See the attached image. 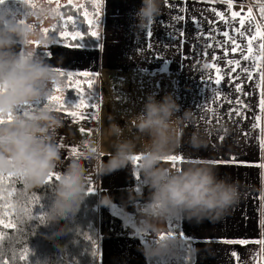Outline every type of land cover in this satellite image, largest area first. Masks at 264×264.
I'll return each instance as SVG.
<instances>
[{"label": "crops", "instance_id": "crops-1", "mask_svg": "<svg viewBox=\"0 0 264 264\" xmlns=\"http://www.w3.org/2000/svg\"><path fill=\"white\" fill-rule=\"evenodd\" d=\"M91 1L93 12H88L86 15L83 14L81 8L84 7L85 0H4V3L0 4V12L10 11L20 20L22 16L25 19L28 18L29 23H33L37 31L39 27L35 24L37 23L36 15L30 14L38 13L39 7L48 10L50 19L57 14L58 9L60 10L65 5H70L76 10L80 15V22L78 18H73L76 19L73 31L66 28L65 19L61 21V28L71 31V37L80 38L85 35V33L82 34V23H87L91 28L90 34L93 31L98 33V38L91 34L97 41L96 47L68 46L59 43L57 39L54 40L52 34L44 37L47 41H44L45 46L42 42L39 46L37 37L31 41L35 55L53 69H59L63 73L86 72L97 77L99 73L106 70H115L127 74L131 81L155 77L160 82L158 81V84L154 86L157 87V92L160 91V94L164 95L181 89L189 92L199 84L205 85L206 90L212 89L211 95L217 96V99L211 100L210 106V109H216V112L206 117L212 118L210 123H206V126L210 128L211 136L209 150L203 153L195 150L176 153L172 142L169 155H179L183 158V162L175 166L167 162L168 165L162 166L182 168L190 164L209 165L218 170L220 177H226L236 184L239 199L226 214L211 222L204 220L196 223L174 218L177 225L172 231L175 232L176 237H179V241L172 251L177 248L180 250V246H184L185 249L190 248L194 264H264V244L260 243L264 241V155L259 153L257 132L255 133L254 130L248 132L252 123L251 118V122L245 126L244 120L240 117L242 113L249 115V112L253 110L255 125L258 122V115L255 118L257 114L255 107L258 104L257 92L260 84L259 71L263 49L259 48L262 43L261 31L254 9L253 12L245 0H230L231 8H229L228 0H177L178 5L166 4L165 0H162L161 14L151 25L138 28L134 14L141 6V0ZM232 12L239 13V15L233 17ZM217 13L222 15H217ZM241 13L244 15L241 16ZM82 15H85L84 19ZM54 20L55 18L49 22V25H53ZM241 20L245 21L243 27L240 24ZM257 28H259L260 35H257ZM148 31L152 32L150 38L147 36ZM225 32L228 36L224 35ZM254 35L257 38L252 43L253 53L251 55L256 57L255 64L259 66V70L255 68L256 73L253 72L248 81L245 78L244 82L251 89L250 97L251 94L256 95V102L254 103L251 97L252 109L243 106L244 111L239 116L236 115L234 121L240 119L237 125L240 128L232 137L224 139L230 142L231 147L219 149L221 145L219 147L216 142V145L213 144L214 127L223 128L224 131L229 125H226L223 111L240 108L228 101L225 102L224 96L216 92L219 87H223L222 84H215V78L218 73L223 72L229 61H239L246 66L249 65L250 68L254 67L253 61L243 59L245 55H250L248 40ZM236 46H238V55L237 51H233ZM18 51L22 52L23 47L20 46ZM44 53H49V55L45 56ZM245 74L237 75L236 78L243 77ZM177 79H183L184 82L177 81ZM186 82L194 83L195 86H189ZM184 83L187 86H183ZM68 100L71 103V99ZM219 106L220 115L217 111ZM93 108L90 112H85V110L82 112L77 108L72 110L76 111L79 116L82 115L80 119L53 111L62 122L61 127L51 132L53 143L56 146L58 144L64 146L57 147L59 160L55 163L53 171L63 173L74 158H79L85 169V190L91 185L96 189L97 196L101 195V190H127L131 186L133 170L136 168L133 164L129 163L126 168L111 174H101L98 170L99 163L107 162L111 156L108 158L103 156L99 162L98 159L89 160L84 156L88 150L95 149L93 129L96 128V121ZM217 118L221 120L217 121ZM242 126L246 131L240 130ZM219 130L216 134H219ZM179 132L180 136L181 129ZM177 135L176 128L171 126L170 137L174 138ZM73 147L82 155H71L68 150ZM166 223L168 225L169 221L157 222V227L161 224L162 234H167L171 230L165 226ZM181 232L185 234L184 238L180 237ZM130 235L131 231L126 235L128 238H121L122 236L118 234L111 238L117 241L123 239L124 245L119 247V250L121 249L126 261L128 258L133 261L130 264H147L140 251L142 245L134 238H130ZM99 236L100 231L98 230V239ZM105 237L103 236V239ZM240 241L245 243L242 244ZM104 249L103 240L102 247L99 246L98 264H103L101 261ZM169 256H173L174 260L178 258L174 252ZM169 259L173 260L171 257ZM168 261L165 263L169 264Z\"/></svg>", "mask_w": 264, "mask_h": 264}, {"label": "clouds", "instance_id": "clouds-1", "mask_svg": "<svg viewBox=\"0 0 264 264\" xmlns=\"http://www.w3.org/2000/svg\"><path fill=\"white\" fill-rule=\"evenodd\" d=\"M162 0H141L134 16L137 27L152 23L161 14ZM47 16L41 7L39 13ZM32 23H20L10 11L0 12V115H7L18 106L34 104L49 94L50 85L58 83L57 74L49 64L35 55L31 41L38 37ZM23 46V51L18 48ZM22 53V54H21ZM179 108L170 95L159 101L146 97L141 112L135 117L139 134L152 138L151 144L140 154L139 169L143 183L150 190V198L140 210L141 233L157 232L155 222L173 218L201 223L220 218L237 203L239 192L236 184L220 177L218 170L206 164H190L168 168L161 165L162 158L170 154V130ZM62 126L60 118L48 108H41L29 115L18 114L11 123L0 125V173L19 176L26 188L45 184L59 150L53 143L51 132ZM117 135L122 130L116 128ZM195 146V145H194ZM114 152L107 162L101 161V174L122 170L137 155L131 141L114 144ZM99 148L84 153L86 159H98ZM85 169L79 158H74L61 174L52 192L51 204L44 212L41 225L53 224L74 216L84 200ZM106 206L108 198L98 202ZM65 229L53 231L54 236L64 234ZM176 242L171 237L157 239L142 246L140 251L146 261L169 254Z\"/></svg>", "mask_w": 264, "mask_h": 264}, {"label": "rangeland", "instance_id": "rangeland-1", "mask_svg": "<svg viewBox=\"0 0 264 264\" xmlns=\"http://www.w3.org/2000/svg\"><path fill=\"white\" fill-rule=\"evenodd\" d=\"M176 1L177 0H170V3H172V5H178ZM248 6L252 11L254 9L255 12H253L256 13L255 16H258L261 35H264V13L261 12V9L264 8V0H255L252 2V5L248 4ZM262 43H264V39H262ZM43 44V46L46 45L45 43ZM236 48H238V46H236ZM236 54L238 55V51ZM260 67V84L259 91L257 92L258 104L255 107L257 109L255 118L258 115L259 119L256 125L253 121V110L250 112L248 111L250 116L246 114L245 116L242 113L246 106L252 109L253 105L251 97L255 103L256 95L251 94L250 97L251 89H249L244 82L245 78L246 81H248L249 74L241 69L247 68L252 70L253 73L256 71L254 67L250 68L249 65L246 66L243 62H239V65L236 63H228L227 66L224 67L223 72L219 73L223 77V81L220 83L223 88L219 87L216 92L220 94V96H224L223 99L225 102L228 101L231 104L239 106L240 112L242 113V116L240 115V117L244 120L245 126L252 121L248 132H251V130H254L255 133L257 132L256 134L259 137V153L264 155V109L260 107V100L261 98H264V80L261 79V75L264 74V49L262 50ZM233 68H235V71H232ZM242 73H246L245 76L236 78L237 75H241ZM69 74L71 75L69 76ZM57 77L59 78L58 82L62 87L59 88L60 91L54 92L52 90L57 88L59 83H57V85H50L49 94L60 97L61 102H64L67 105L66 101L69 100L64 93L65 91L63 90V87L67 90L73 89L75 92L78 90L77 93L73 94L74 99H71L72 105H80L77 109L82 112H84V110L85 112L92 111V107L95 105L93 109L96 128L93 129V145L95 148H99L98 162L103 156L106 158L111 156L114 152V144L119 141H131L135 145V152L137 155L142 154L151 144L152 138L147 135L139 134L135 126V117L141 112L145 99L149 95L153 96L158 101L162 97L170 95L178 105L179 110L176 113V116L181 117V119L174 120L172 123V126L176 128L178 135L177 137L171 138V143L173 142L176 153L190 152L194 150L198 153H203L209 150L211 139L210 128L206 126L204 122L195 120L194 118V116L199 117L201 114L204 120L211 113L214 114L216 112V109H210V106L206 105L209 101V95L211 94L210 90L212 89L208 88L206 90V86L203 84L195 86L194 83L189 84L186 82L187 85L195 87L189 92H185L184 89H181L175 91V93L164 95L160 94V91L157 92V87L154 86L158 84L159 79L152 77L151 79H133L131 81L127 74L125 75V73L116 72L115 70H106L99 73L97 77L92 78V80H84L82 77H76L74 76V72H64L63 76L57 75ZM146 81H148V83ZM177 81L184 82L183 79H177ZM186 84L184 83L183 86H187ZM236 85H240L243 88V92H237ZM238 101L242 103H238ZM94 102L96 104H94ZM197 107L201 110L197 109L196 114H194V109ZM75 109L76 108H74V110ZM217 111L218 115H220V106L217 107ZM223 112L224 120L227 122L226 125L229 126H226L224 131L223 128L214 127L213 132V144L216 145V143H218L219 147L221 145V148L219 149L224 147L230 148V142L224 139L232 137L240 128L237 127L240 119L238 118L234 121L236 119L235 111L230 108ZM229 113H231V116H229ZM186 118H190L191 121H187ZM117 127L122 130V135H117ZM179 129H181L182 132L180 136ZM218 129H220L219 134H216ZM240 130L246 131L243 126ZM255 148L258 149L257 147ZM130 163L133 164L132 161ZM160 163L161 165H168L167 162L164 161H161ZM133 171V180L132 183H130L131 186L128 187L127 190H101V195L98 196L99 201L103 197L108 198L106 206H101L98 203V230L100 231L99 246L100 248L102 247L103 240L105 246L103 252L104 255L101 261L103 264L133 263L130 258L126 261L121 249L119 250V247L124 245L123 239L117 241L116 239H112L111 236H116V234H118L119 236H122L121 238H128L126 235L131 231L130 238H134L142 246H146L149 242L155 243L161 235L167 236L170 231L175 233L172 231L177 225V222H174V218L168 219V225L167 223L165 224L166 227L168 226L171 228L167 234H162L163 229L161 228V224L157 227V222H155L157 232L141 233L137 230V226L142 220L140 210L144 208L151 193L148 187L142 183L143 175L140 169L136 167ZM137 175L140 177L139 180L136 178ZM137 188H139L140 191H137ZM114 220L116 221L115 223ZM123 233L124 235H122ZM103 236H106L105 239H103ZM171 238L175 240V246L177 247L179 237H176L175 235ZM181 241L184 242L182 239ZM173 252L175 253V256H178L175 260L173 256H169V254ZM170 253L159 259L145 261L147 264H160V261L167 262L169 260V264H183L180 258L181 252L178 248ZM170 257L173 259L172 261H170Z\"/></svg>", "mask_w": 264, "mask_h": 264}, {"label": "trees", "instance_id": "trees-1", "mask_svg": "<svg viewBox=\"0 0 264 264\" xmlns=\"http://www.w3.org/2000/svg\"><path fill=\"white\" fill-rule=\"evenodd\" d=\"M84 7H81L83 14L92 11L91 0H85ZM246 3L252 5L255 0H245ZM254 7V6H253ZM256 7V6H255ZM40 7L38 13L40 12ZM59 12V15H58ZM82 13V12H81ZM80 13V14H81ZM85 15H82L83 19ZM69 17L72 19L70 20ZM53 21V25L49 22ZM80 22L79 13L70 5H65L58 9L57 14L52 16L36 15L38 24L37 37L38 44L47 42L44 37L48 34L54 36L59 43L75 46L92 48L97 46V41L90 34V25L82 23V34L85 33L83 39L71 37V31L61 28V21H67L66 28L73 31L76 19ZM257 18V17H256ZM21 19L29 23V19L24 16ZM258 20V19H257ZM49 30L47 34L44 30ZM67 32H69L67 34ZM65 33L66 35H61ZM42 38V39H41ZM41 39V40H40ZM51 39L48 41V43ZM23 47V46H22ZM76 77H82L84 80L96 78L91 74L83 76L74 74ZM59 79V78H58ZM59 81V80H58ZM59 83V82H58ZM57 85V84H56ZM62 87L59 83L57 88ZM65 95L69 99H74L75 93L73 89L63 87ZM66 106L72 105L68 101ZM71 102V101H70ZM94 104H96L94 102ZM74 110L68 107V111ZM57 112V111H54ZM59 113H64L60 111ZM5 180L0 184V264H98L99 239H98V196L93 197L84 195L79 210L74 216L65 220L58 221L46 226L41 225L39 219H29L25 215V208L33 209L32 215L37 216L47 211L51 204L52 192L57 181L35 188H26L20 177H9V174L0 173ZM40 198V203H33L34 197ZM12 224L14 227H4V224ZM64 228V234L54 236V230ZM86 237H91L89 240ZM95 243H92V241ZM95 255H92V252ZM181 262L183 264H192L193 256H191L190 248L182 251L179 250ZM21 257H24L21 259Z\"/></svg>", "mask_w": 264, "mask_h": 264}, {"label": "snow or ice", "instance_id": "snow-or-ice-1", "mask_svg": "<svg viewBox=\"0 0 264 264\" xmlns=\"http://www.w3.org/2000/svg\"><path fill=\"white\" fill-rule=\"evenodd\" d=\"M229 2V8H231V2L230 0H228ZM4 3V0H0V4H3ZM165 3L168 4L170 3V0H165ZM261 12L264 13V8L261 9ZM217 15H222L221 13H217ZM239 13H236V12H232V16L233 17H236L238 16ZM69 19L71 20L72 18L69 17ZM24 21L23 20H20V23H23ZM244 23L245 21L244 20H241L240 21V24H241V27L244 26ZM152 23H150L149 25H151ZM49 30L45 29L44 30V33L47 34ZM93 36L97 37L98 38V33H96L95 31H93L91 33ZM61 35H66L65 33H61ZM181 35H183V33H181ZM225 36H228V33L225 32L224 33ZM242 35V33H241ZM257 35H260V32H259V28H257ZM147 36L150 38L152 36V32L151 31H148L147 32ZM257 38L256 35L252 36L249 40H248V44H249V48H248V52L250 55H245L243 57L244 60H251L253 61V66L254 68H256V70L258 71L259 70V66L257 64H255V60H256V57L254 55H251L253 53V47H252V43L253 41ZM260 38L261 39H264V35H260ZM80 39H83V36H80ZM229 39H231V37H229ZM259 48L260 49H264V43H261L259 45ZM238 48L234 47L233 48V51H237ZM22 54V53H21ZM45 56L49 55V53H44ZM233 63H236L237 65H239V61H229V64H233ZM242 71L244 72H247L249 74V77L252 76V70L250 69H247V68H243L241 69ZM53 71L57 74V75H60V76H63L64 73L61 72L59 69H53ZM232 71H235V68L232 69ZM71 74H69L70 76ZM80 75H83V76H87L88 73H81ZM222 76L218 73L217 74V78L215 80V84L216 85H219L221 83V80H222ZM261 79L264 80V74L261 75ZM52 91H60L59 88H55L53 89ZM236 91L237 92H243V88L240 86V85H236ZM43 101V103H42ZM238 103H242V102H239ZM80 105H76V104H73V105H69V106H66V103L64 102H61V98L56 96V95H52V94H48L45 98H43L42 100L40 101H37L36 103L34 104H25V105H21V106H18L14 111H10L7 113V115H0V125H4L6 123H11L15 116L18 115V114H22V115H29L35 111H38L40 110L41 108H48L49 110L51 111H57V112H60V111H63L64 114L66 116H71L73 117L74 119H80L82 117L79 116V114L76 112V111H68V107H73V108H78ZM95 107V105L93 106ZM260 107L262 109H264V98H261L260 100ZM233 111L236 112V115L239 116L241 114L240 112V109H234ZM229 116H231V113H229ZM94 118V117H93ZM257 119H259V117H257ZM83 131V129L81 130ZM57 147H64L63 145H57ZM92 151H95V149H91ZM69 153L71 155H82V153H79L77 151L76 148H71L68 150ZM141 159V156L140 155H134L131 157V161L132 163L139 169L140 165H139V161ZM162 161L164 162H169L171 163L173 166H175L176 164L178 163H182L183 162V158L179 155H169V156H166L164 158H162ZM57 167H59V165H57ZM62 173L58 172V171H52L47 180L45 181V184L48 185L50 183H52L53 181H58L60 176H61ZM9 177H19V176H16L14 174H11L9 173ZM137 180L140 179L139 175H137ZM87 179V178H86ZM5 180V177L3 176H0V184H2ZM137 191H140L139 188H137ZM84 195L86 196H89V197H93L96 195V189L94 187H92L91 185H89L85 192H84ZM33 203H36V204H39L40 203V198L37 196V197H34L33 198ZM32 212H33V209L31 207H26L25 208V215H27L29 217V219H39L40 222L42 223L43 220H44V213H41L37 216H33L32 215ZM0 223H3V221H0ZM14 227V225L12 224H4V227ZM180 237L181 238H184L185 237V234L183 232L179 233ZM175 236V233L173 232H169L167 234V236L165 235H161L160 236V239H165L166 237H174ZM87 239L91 240L92 238L91 237H86ZM0 239H2V237H0ZM92 243H95V241L93 240ZM240 243H245L244 241H240ZM260 243L264 244V241H260ZM181 250L184 251L185 250V247L184 246H180ZM92 255L94 256L95 255V252L93 251L92 252ZM24 257H21V259H23ZM7 264V262H6ZM160 264H165L164 261H160ZM194 264V262H193Z\"/></svg>", "mask_w": 264, "mask_h": 264}, {"label": "flooded vegetation", "instance_id": "flooded-vegetation-1", "mask_svg": "<svg viewBox=\"0 0 264 264\" xmlns=\"http://www.w3.org/2000/svg\"><path fill=\"white\" fill-rule=\"evenodd\" d=\"M211 91V90H210ZM217 99V96H215V95H209V101H208V103L206 104V105H208V106H211V104H212V102H211V100H216ZM222 103H223V101H221ZM217 104H220L219 102H217ZM206 108V107H205ZM197 109H199V110H201L199 107H197V108H195L194 109V114H196V110ZM185 110V109H184ZM191 110V109H190ZM194 118H195V120H198V121H202V122H204L205 124L206 123H210L211 121H212V118H206V119H204L203 120V116L200 114V116L199 117H196V116H194ZM186 120L187 121H191V119L190 118H186ZM221 119L220 118H217V121H220Z\"/></svg>", "mask_w": 264, "mask_h": 264}, {"label": "built area", "instance_id": "built-area-1", "mask_svg": "<svg viewBox=\"0 0 264 264\" xmlns=\"http://www.w3.org/2000/svg\"><path fill=\"white\" fill-rule=\"evenodd\" d=\"M248 9H249V7H248ZM244 15V13H241V16H243Z\"/></svg>", "mask_w": 264, "mask_h": 264}]
</instances>
